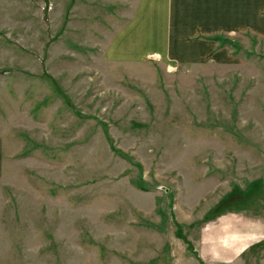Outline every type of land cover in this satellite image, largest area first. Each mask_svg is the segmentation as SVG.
I'll return each mask as SVG.
<instances>
[{
    "label": "rangeland",
    "instance_id": "1",
    "mask_svg": "<svg viewBox=\"0 0 264 264\" xmlns=\"http://www.w3.org/2000/svg\"><path fill=\"white\" fill-rule=\"evenodd\" d=\"M139 1L0 0V264H264V0L191 1L249 17L215 62L109 58Z\"/></svg>",
    "mask_w": 264,
    "mask_h": 264
},
{
    "label": "crops",
    "instance_id": "2",
    "mask_svg": "<svg viewBox=\"0 0 264 264\" xmlns=\"http://www.w3.org/2000/svg\"><path fill=\"white\" fill-rule=\"evenodd\" d=\"M191 1L140 0L139 12L134 13L121 31L116 32L108 49V57L145 60L156 59L158 55L174 64L217 61L224 53V44L215 37L231 38L247 25L249 17L244 11L236 12L227 18L233 22L223 21L209 26L206 20L197 21L199 18L192 12ZM196 1L203 3L213 0ZM215 4L219 3L215 1ZM187 7L191 11L184 13Z\"/></svg>",
    "mask_w": 264,
    "mask_h": 264
},
{
    "label": "trees",
    "instance_id": "3",
    "mask_svg": "<svg viewBox=\"0 0 264 264\" xmlns=\"http://www.w3.org/2000/svg\"><path fill=\"white\" fill-rule=\"evenodd\" d=\"M215 39L220 41L221 44H226V43H230L231 42V40L229 38H225L223 36H216ZM234 189L236 190V188H234ZM196 255H197V253H196Z\"/></svg>",
    "mask_w": 264,
    "mask_h": 264
}]
</instances>
